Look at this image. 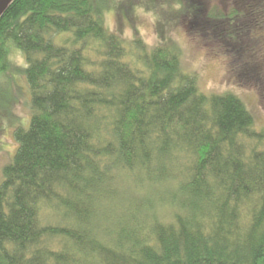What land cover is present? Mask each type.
I'll return each mask as SVG.
<instances>
[{"label": "trees", "instance_id": "obj_1", "mask_svg": "<svg viewBox=\"0 0 264 264\" xmlns=\"http://www.w3.org/2000/svg\"><path fill=\"white\" fill-rule=\"evenodd\" d=\"M98 12L13 0L0 18V75L22 50L33 112L3 169L0 264H264V127L176 45L129 50Z\"/></svg>", "mask_w": 264, "mask_h": 264}, {"label": "rangeland", "instance_id": "obj_2", "mask_svg": "<svg viewBox=\"0 0 264 264\" xmlns=\"http://www.w3.org/2000/svg\"><path fill=\"white\" fill-rule=\"evenodd\" d=\"M109 31L121 36L131 50L140 38L152 51L176 45L183 68L197 74L208 93L233 92L254 115L256 128L264 127V0H94ZM239 14L231 21H209L212 12ZM200 9L195 17L192 9ZM243 11V13H241ZM13 62L0 75V184L3 169L18 147L15 132L31 123L32 94L25 75V54L14 49ZM212 82L220 86L208 91Z\"/></svg>", "mask_w": 264, "mask_h": 264}, {"label": "water", "instance_id": "obj_3", "mask_svg": "<svg viewBox=\"0 0 264 264\" xmlns=\"http://www.w3.org/2000/svg\"><path fill=\"white\" fill-rule=\"evenodd\" d=\"M13 0H0V18L10 6Z\"/></svg>", "mask_w": 264, "mask_h": 264}, {"label": "clouds", "instance_id": "obj_4", "mask_svg": "<svg viewBox=\"0 0 264 264\" xmlns=\"http://www.w3.org/2000/svg\"><path fill=\"white\" fill-rule=\"evenodd\" d=\"M218 88H220L219 85L214 84V83H212V82H208V84L206 85V89H205V90H208V91H215V90H217Z\"/></svg>", "mask_w": 264, "mask_h": 264}]
</instances>
